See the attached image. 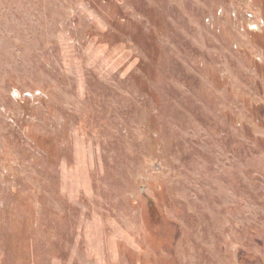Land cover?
Listing matches in <instances>:
<instances>
[{
    "label": "rangeland",
    "instance_id": "374dc122",
    "mask_svg": "<svg viewBox=\"0 0 264 264\" xmlns=\"http://www.w3.org/2000/svg\"><path fill=\"white\" fill-rule=\"evenodd\" d=\"M0 264H264V0H0Z\"/></svg>",
    "mask_w": 264,
    "mask_h": 264
}]
</instances>
